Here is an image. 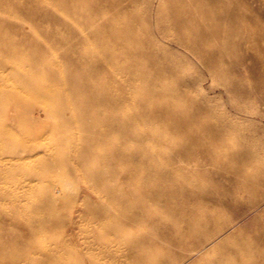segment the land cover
I'll return each mask as SVG.
<instances>
[{"label": "bare ground", "instance_id": "bare-ground-1", "mask_svg": "<svg viewBox=\"0 0 264 264\" xmlns=\"http://www.w3.org/2000/svg\"><path fill=\"white\" fill-rule=\"evenodd\" d=\"M124 2L128 5H124ZM142 2L144 6L138 9L139 0H0V154L6 152V144L14 138L12 128L8 124L19 121H25L24 123L27 124V121L31 119L37 120V117L30 116L34 108L42 109L44 117L56 123L80 124L85 120V116L94 123L106 122L108 125L106 129L97 132L99 139L109 135L122 136L124 130L126 134H129V126L138 120L142 127L136 133V138L141 142L148 139L153 140L155 146L139 147L138 150L129 153L128 145L124 141L115 153L122 158L143 160L145 174L130 178V182L135 183L131 190L119 189L117 195L123 205L113 211L98 210L97 214L111 220L113 227L119 232L130 231L125 228V224L137 226L150 222L156 224L157 232L160 228L167 232V237H160L159 234L156 235L157 232L144 234L142 239L150 245L149 251L146 253L141 250L135 255L141 260L150 261L160 257L161 250L158 245H163V242L168 240L169 242L171 240L170 244L172 240L182 241L192 236H201L207 240L208 231L197 232L194 227L197 224L205 227L215 224L214 235L216 237L224 229L235 224V219L227 224L221 222L218 219V213L210 209V204L212 202L222 203L223 208L231 212L237 211L239 204L255 206L264 200V173H254L252 170L253 174L249 170V165L257 159V146L238 150L227 145L228 143L255 142L252 133H244L240 125L225 120L213 121L204 127L194 124L196 120L207 117V114L200 109V102L189 99L186 93L188 85L182 79L184 66L180 58L174 54L176 47L162 44L167 40L175 46L185 47L202 61L209 74H213L216 65L212 57L217 51L212 49L213 52H211L209 49L208 52H203L201 50L206 47L204 46L207 43L206 35L210 31L198 35V38L193 37L192 42H189L186 36L168 39L164 32L168 27L176 29L179 34L183 35L194 32L195 26L192 19L186 20L182 16L177 3L158 0L157 6H154L152 0H142ZM191 2H196V0H191ZM188 4L193 9V4ZM200 12L205 17L213 19L223 14V10L218 7L209 9L203 6L200 7ZM256 13V49L251 55L250 63H245L243 57L235 59H237L236 66L241 67L246 76L244 82L249 79L254 80L250 92H245L246 96L254 93L264 107V0H259ZM227 14L228 17L232 15ZM37 20L47 21V27L35 26ZM25 24L28 26L27 31L23 30ZM155 30L161 31L158 38L153 34ZM213 31H216V28L212 29ZM250 32L247 30L248 36ZM18 49L21 50L18 51ZM124 62L126 64L132 62V64L128 66ZM152 69L155 74L148 78H141L140 75L144 71L150 72ZM40 76L47 77L50 82L40 83L39 78L44 79ZM204 80L205 78L201 77L196 82L201 85ZM163 81L166 83L176 81L181 88L179 87L174 94L169 93L172 90L167 88ZM218 85L221 83L210 84L209 89L203 90L200 94L202 98L205 101L208 100ZM231 85L233 86V84L224 83L222 86L224 90L229 91ZM44 94H47L46 98L42 97ZM158 94H170L173 98L179 97L178 104L192 108L193 111L186 113L182 119L176 121L170 120L169 116L163 115L162 112H153L149 108ZM159 102L161 101L157 103ZM132 103L138 106V114L122 113L119 116L116 113L121 110L125 112V108ZM163 104L164 113L173 109L172 103L165 101ZM256 115L260 121H264V111H259ZM161 120L167 124V128L175 129V133L167 128L159 130L153 126L155 122ZM180 128L185 129L187 133L178 135ZM228 130L234 133L233 138L226 135ZM57 135L61 139L66 137L70 142L69 146H74L73 149L66 153L55 150L51 153L39 154L35 149L39 135L28 132L25 138L20 140L18 149L13 152L10 150V154L13 153L10 158L0 159V174H4L3 170L7 171L13 166L27 167L29 165L26 162H31L30 165L35 175L44 176L56 170H59L62 175L61 182L47 185L46 194L52 193V187L70 185L80 173L83 171L86 173L90 167L94 166L96 152L93 145L81 151L74 135L71 137L69 131L65 129L58 130ZM170 142L178 144L177 150L170 154H163L162 151ZM211 144L213 148L210 149ZM211 154H220L226 156L229 161H234L235 166L232 164L231 167H228L229 165L226 167L231 181L230 188L219 191L216 189L217 184H212L211 181L206 183L202 180L203 176L212 173L207 168L212 158ZM105 157L107 155L101 156V158ZM109 174L107 175L110 176ZM174 182L176 184L179 182L178 186L181 190L180 188L178 190L167 188V184ZM259 183L263 184L262 187L260 186L261 197L253 196L257 191L252 195V189ZM188 184L194 188L186 190V193L194 195V203L197 204L198 210L183 214L182 221H175L167 215H162L161 208L163 207L173 213L183 208H191V203L186 205L179 198V194L185 192V185ZM235 186L238 190L240 189L239 192L246 193L244 199L237 197L239 193L233 190ZM0 193L6 194L13 200L26 197V194L10 196L8 188L0 189ZM204 194H208L206 196H209L211 201L203 199ZM54 196L52 202L54 208H57L56 201L73 203L75 199L61 191ZM31 200L35 202V205H40L43 201L42 198ZM56 211L54 209L47 215L34 212L23 217L37 220L48 218L49 221L54 222ZM10 215L13 218L22 216L17 208H14ZM108 231L110 230L104 232ZM256 232L262 242L264 228L259 231L257 229ZM171 233H177L179 237L173 239L169 235ZM228 237L232 240L229 243L231 244L229 249L232 251L253 252L258 246L246 243L242 238L235 239L231 235ZM97 243L98 240L93 238L89 244L83 246L76 244L71 237L68 244L64 238L56 237L53 247L66 252H81L83 262L100 264L96 253L93 252ZM209 246L212 245L209 244ZM39 250L44 259H54L57 263L67 264L64 255H56L52 247L40 246ZM25 254L21 251L16 255L24 257ZM163 256L164 254L161 255ZM232 258L224 257L222 263L237 264L236 259Z\"/></svg>", "mask_w": 264, "mask_h": 264}, {"label": "rangeland", "instance_id": "rangeland-1", "mask_svg": "<svg viewBox=\"0 0 264 264\" xmlns=\"http://www.w3.org/2000/svg\"><path fill=\"white\" fill-rule=\"evenodd\" d=\"M139 1L140 3L137 4V7L141 9L144 4L142 0ZM152 1L154 2H152V5L157 6L158 0ZM167 1L179 4L182 16H184L186 20L192 19V23L195 26V31L186 35L179 34L176 29L168 27L164 30L168 39H174L177 38V36L184 38L186 36V39L192 42L193 37L198 38V35L210 31L206 35L207 43L204 45L208 48L206 49V47L202 46L203 48H201V50L203 52H208L209 49L211 52L217 51L215 56L212 57L216 65L214 67L215 71L213 74H209L203 66L202 61L185 47L175 46L167 40L162 42L164 45L176 47V52L174 54L180 58L183 63L181 64L184 66L182 79L187 83L186 85H188V87H186V93L189 95V99L200 102V109L207 114V117L196 120L194 124L198 127H204L213 121L225 120L240 125L244 133H252L253 141L255 142L228 143L227 145L238 150L244 147L252 148L253 146H257V159L252 161V164H250L251 166L249 165V170L251 172L253 170L254 173H264V121H260L256 115L257 112L264 111V107L259 103L260 101L254 93L246 96V93L250 92L254 80L249 79V81L244 82L246 76L241 67L236 66L237 59H235L236 57H243L244 62L247 63L250 61L251 55H253V51L256 49V12L259 0ZM188 3L193 4V9L192 7L190 8ZM124 5H128V3L124 2ZM203 6L209 9L218 7L223 10V14L217 19L207 18L200 12V7ZM227 13L232 14L231 17H228ZM201 16H203V18H201ZM99 22L102 23L101 20H99ZM47 23V21L37 20L34 25L46 28L48 25ZM214 28H216V31L212 32ZM23 30H28L27 24L24 25ZM247 30L251 31L249 36ZM160 32V30H155L153 34L158 38ZM20 50L21 49H18V51ZM128 50L130 51L131 49ZM124 64H126V62H124ZM131 64L132 62H127L126 65L129 66ZM153 74H155V71L152 69L150 72L148 70L146 72L144 71L140 76L141 78H148ZM40 77H44V79L39 78L38 81H40V83L50 82L47 77ZM118 77H120V75H118ZM201 77H204L205 80L199 85L196 81ZM163 83L167 88L172 90L169 91V93L172 94L176 93L180 87L179 83L176 81L169 83L163 81ZM216 83H221V85L216 86L214 92L210 94V98L205 101L200 94L203 90H208L210 84L215 85ZM224 83L233 84V86L231 85V89L227 91L224 90L222 86ZM42 97L46 98L47 94H44ZM154 99L149 109L157 113L162 112L163 115L167 114L169 116L168 118L172 121L180 120L183 115L193 111L192 108L178 104L179 97L173 98L170 94H158ZM159 100L161 102L157 103ZM165 101L173 104V109L166 113L163 111V103ZM138 110V106L132 103L125 108V112L121 110L116 113L119 114V116L122 115V113L132 115L138 114ZM221 113H224V115H220ZM66 114H69L68 111ZM30 116L37 117V120L31 119L27 121V124L24 123L25 121L16 123L11 122L8 124L10 128H12L11 130L14 133V138L6 144V152L0 154V159L10 158L13 155V153L10 154V150L11 152L17 150L20 140L25 138L28 132L37 133V135H39L35 143V149L39 154L51 153V151L55 150L66 153L68 150H72L74 146H69L68 143L70 142L66 137H64L66 139L62 138L63 140L60 137L58 138L57 131L65 129L69 131L71 137L74 135V139L78 143L81 151H85L88 146L93 145L94 151L96 152V158H94L96 161L94 160V166L90 167L86 173L83 171L77 176L78 178H74L70 185L52 187V193L47 194L45 193L47 185H51L58 181L61 182L63 179L59 170L44 176L35 175V171L32 170V165H30L31 162H26L29 165L27 167L18 165L8 168L7 171L3 170L4 174H0V189L8 188L10 190V194L8 195L10 196L26 194V197H19L18 200H13L6 194L0 193V264H37V262H40V264H60L54 259H44L43 254L39 250L40 246L52 247V251L56 255H64L67 264H88V261H82L81 252H66L63 249L53 247L56 242V237L60 239L64 238L68 244L72 237L76 244L83 246L89 244L90 240L93 238H96L98 243L97 246H94L93 252L96 253L100 264H225L222 263L224 257H233L236 259L235 261L237 264H264V239L261 242L256 232L257 229L259 231L264 228V200L253 207L247 204H239L237 211L232 212L225 210L222 203L212 202L210 204V209L218 213L217 216L221 222L227 224L235 219L234 221L236 223L231 225L233 229L230 226L216 237V235H214L216 228L215 224H210L207 227L197 224L194 226L197 232L208 231L209 236L207 240L201 238V236L187 237L184 240L182 239V241L175 240V242L172 240L171 244V240L170 242L168 240L163 242V245H158L160 248L159 250H161L159 258H154L150 261L141 260L135 253L141 250L148 253L150 245L142 238L147 232H157L155 228L156 224L154 222L137 226L125 224V228L130 231L124 233L115 229L111 220L106 217L102 218L97 214L98 210L108 209L113 211L116 210L118 206L123 205L117 195L119 189H122V191L131 190L135 183L130 182V178L132 176H143L145 174L143 160L122 158L115 153L117 152L118 146L123 144L124 141H126L128 145L129 153H133L135 150H138L139 147L148 148L155 146L153 140L148 139L141 142L136 138V133L142 127L141 123L136 120V122L129 126L130 135L126 134L124 130L122 136L109 135L99 139L97 138V132L106 129L108 126L106 122L94 123L85 116V120L80 124L56 123L54 120H47L42 113V109L38 108H34ZM49 121L50 123H48ZM53 124L56 125L54 126ZM153 126L159 130H165V128H167V124L162 120L155 122ZM167 129L175 133V129L170 127ZM178 130H180L177 133L178 135L187 133L183 128ZM232 133L231 130H228L226 135L229 136V138H233L234 133ZM177 148L178 144L176 142H170L162 153L170 154L175 152ZM209 148H213L212 144ZM106 155L107 157L101 158V156ZM211 157L207 168L212 173L210 172L211 174L203 176L202 180L206 183L211 181L210 183L217 184L216 189L219 191L230 188L231 181L230 177L227 175L226 167L228 165V167H231L232 164V166H235L234 161H229L226 156L220 154H211ZM109 162L111 163L109 164ZM252 165H254V167ZM108 173L111 175L109 174L110 176H108ZM95 174L97 176H95ZM177 183L178 184H176V182L169 183L166 186L170 190H178L180 187L178 186L179 182ZM262 185L259 183L258 186H255L251 194L253 195V193L257 191L253 196L261 197ZM257 187L260 189V192ZM193 188L194 187L189 184L185 185V192H181V195L179 194V198L184 204H192L190 209L183 208L173 213L169 211L168 208L163 207L161 208L162 215H167L175 221H182L183 214L197 211L198 206L194 203V195L192 196L186 193V190H193ZM233 190L235 193H239L238 195L240 196L236 194L239 199L246 195V193L239 192L240 189L238 190L237 186H235ZM59 191L68 196H73L75 198L74 202L62 203L56 201L57 208H54L52 203L53 198H55L54 195ZM206 195L208 194L202 195V198L211 201V198ZM32 198H42L43 201L40 205H35V202L31 200ZM14 208L20 211L22 215L20 218H13L10 215ZM54 209L57 210L55 213L56 221L54 222L49 221L48 218L37 220L23 217L34 212L47 215ZM105 230L110 231L104 232ZM160 231H162V233H160ZM163 231L164 230L160 228L156 235L159 234L160 237H167L168 233ZM163 233L167 234L165 235ZM169 235L173 239L179 237L177 233H171ZM229 235L232 237L234 236L235 239L242 238L244 242L256 244L258 246L253 252L239 253L237 251H232L229 249L231 245H229V243L232 242L228 237ZM225 239L228 242L224 241ZM202 243L206 244L202 245ZM209 244L213 247L209 246ZM21 251L26 253L24 257H18L16 255ZM129 252H133L134 254ZM163 254L164 256L161 257ZM40 259L41 261H39ZM80 261L81 263H79Z\"/></svg>", "mask_w": 264, "mask_h": 264}]
</instances>
